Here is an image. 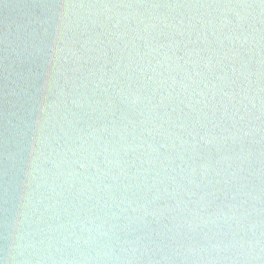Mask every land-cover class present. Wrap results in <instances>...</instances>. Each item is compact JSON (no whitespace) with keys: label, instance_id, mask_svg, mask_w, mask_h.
<instances>
[{"label":"clouds","instance_id":"9594fccd","mask_svg":"<svg viewBox=\"0 0 264 264\" xmlns=\"http://www.w3.org/2000/svg\"><path fill=\"white\" fill-rule=\"evenodd\" d=\"M0 264H264V0H0Z\"/></svg>","mask_w":264,"mask_h":264}]
</instances>
